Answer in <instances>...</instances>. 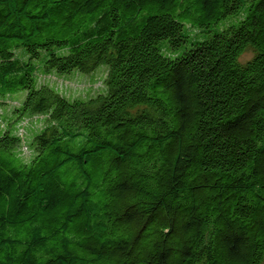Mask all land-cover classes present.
Returning a JSON list of instances; mask_svg holds the SVG:
<instances>
[{"label":"trees","instance_id":"obj_1","mask_svg":"<svg viewBox=\"0 0 264 264\" xmlns=\"http://www.w3.org/2000/svg\"><path fill=\"white\" fill-rule=\"evenodd\" d=\"M99 65L86 97L39 81ZM20 92L0 264H264V0H0Z\"/></svg>","mask_w":264,"mask_h":264},{"label":"rangeland","instance_id":"obj_2","mask_svg":"<svg viewBox=\"0 0 264 264\" xmlns=\"http://www.w3.org/2000/svg\"><path fill=\"white\" fill-rule=\"evenodd\" d=\"M252 57V51L247 49L240 57V62L244 63ZM104 70L107 71L106 66L99 65L90 73H79L72 72L69 75L56 76H39V81L42 83H49L50 85L56 87L61 93L66 95L67 97H86L88 95H93L96 92H102L104 90L103 86V77L105 75ZM76 73V74H74ZM18 97L13 96L10 99H6L5 103L0 100V105H8L9 107H15L18 105L20 99L24 98L25 93L20 92ZM2 106H0L1 108ZM37 126V125H36ZM25 140L28 139L26 138ZM26 145V144H25ZM22 146V151L24 153V157H28L30 155L29 149L27 146Z\"/></svg>","mask_w":264,"mask_h":264}]
</instances>
